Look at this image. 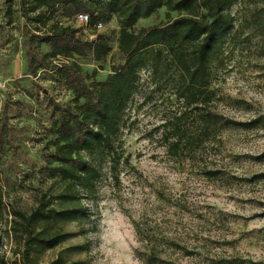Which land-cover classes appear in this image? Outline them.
Returning <instances> with one entry per match:
<instances>
[{
	"label": "rangeland",
	"instance_id": "obj_1",
	"mask_svg": "<svg viewBox=\"0 0 264 264\" xmlns=\"http://www.w3.org/2000/svg\"><path fill=\"white\" fill-rule=\"evenodd\" d=\"M88 1L96 7L104 2ZM20 3L0 0V257L6 264H23L21 248L9 235L12 213L29 212L48 193L51 126L73 105L72 92L57 71L28 74L24 27L30 34L36 29L43 33L58 23L77 29L85 41L99 34L109 37L113 51L103 62L90 56L68 60L87 76L96 71L98 81L118 60L114 16L97 30L58 7L44 26L36 15L24 19ZM164 13L160 9L154 18L139 21L136 30L164 22ZM228 14L231 24L211 67L212 108L229 120L260 124L224 129L210 142L175 153L163 141V124L184 114L187 136L196 137L194 114L170 87H154L143 73L139 94L126 112L120 139L126 161L118 168V183L102 180L91 209L96 230L85 241L89 250L71 259L83 258L87 264H218L233 259L264 264V179H253L264 174V0H235ZM41 50L47 52L44 46ZM76 244L83 240L66 242L40 262ZM153 250L156 260L150 258Z\"/></svg>",
	"mask_w": 264,
	"mask_h": 264
},
{
	"label": "trees",
	"instance_id": "obj_2",
	"mask_svg": "<svg viewBox=\"0 0 264 264\" xmlns=\"http://www.w3.org/2000/svg\"><path fill=\"white\" fill-rule=\"evenodd\" d=\"M234 1L104 0L96 7L88 0H21L22 17L29 20V15H36L44 26L58 7L72 11L75 17L86 15L87 27L97 29L111 16L119 26L118 60L102 81L95 79L96 71L87 76L78 64L68 60L90 56L96 63L103 62L113 51L109 37L99 34L94 40L85 41L77 29L58 23L43 33L36 29L30 34L24 27L28 74L36 77L40 71H57L72 92L73 105L62 110L51 126L53 151L47 160L48 193L29 212L12 213L9 235L21 248L23 264H42L40 260L46 253L77 238L83 244L61 248L45 264H87L83 258L70 257L89 250L85 241L96 230L91 209L102 180L109 178L118 183V168L126 161L120 153L126 112L139 94L143 73L148 74L154 87H170L194 114L191 119L199 130L196 137L187 136L184 114L163 124V141L175 153L210 142L224 129H249L260 124L259 120L235 122L212 108L215 92L211 88V67L231 24L228 12ZM160 9L165 10L164 22L136 30L139 21L154 18ZM253 179H264V174ZM150 258L156 260L154 250ZM237 261L241 260H220L218 264ZM0 264H6L3 257Z\"/></svg>",
	"mask_w": 264,
	"mask_h": 264
},
{
	"label": "built area",
	"instance_id": "obj_3",
	"mask_svg": "<svg viewBox=\"0 0 264 264\" xmlns=\"http://www.w3.org/2000/svg\"><path fill=\"white\" fill-rule=\"evenodd\" d=\"M76 18H77V20H78L81 24H83L84 26L87 25V23H88V17H87L86 15L79 14ZM101 27H102L101 25H98V26H97V30L101 29Z\"/></svg>",
	"mask_w": 264,
	"mask_h": 264
}]
</instances>
